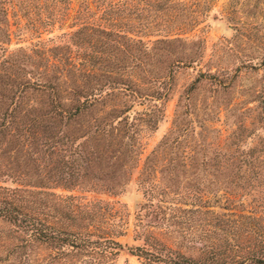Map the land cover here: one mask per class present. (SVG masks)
<instances>
[{
    "label": "trees",
    "instance_id": "trees-1",
    "mask_svg": "<svg viewBox=\"0 0 264 264\" xmlns=\"http://www.w3.org/2000/svg\"><path fill=\"white\" fill-rule=\"evenodd\" d=\"M141 1L148 10H189L184 2ZM11 4L29 12L27 0H0L5 21ZM88 27L82 23L80 30ZM5 35L0 33V219L18 240L16 259L19 264H114L123 247L118 238L126 234L124 209L85 200L74 191L115 195L123 190L138 167L144 126L156 128L163 115V105L154 101L165 100L167 93L156 84H167L176 67L196 57L187 52L173 57L169 49L182 44L180 38L163 37L151 45L128 38L123 49L116 42L100 45L106 55L94 63L87 45L96 44L83 37V62H75L73 56L48 54L62 46L35 44L30 51L21 46L14 53L7 45L11 32ZM120 51L122 60L116 62ZM121 68L139 69L138 77L155 87L133 91L131 78L114 74ZM191 89L183 99L191 98ZM134 104L144 108L136 110ZM191 110L178 105L172 128L139 170L146 202L135 228L142 243L131 252L139 264H264V143L230 151L242 140L237 131L223 144L222 139L199 140ZM192 168L203 177L180 186L178 176ZM204 178L208 182L201 188ZM176 188L183 201H174ZM221 192L225 203L217 211L208 195ZM248 196L250 204L244 201ZM164 236L180 238L198 255H187ZM40 252H47L46 258L33 263Z\"/></svg>",
    "mask_w": 264,
    "mask_h": 264
},
{
    "label": "rangeland",
    "instance_id": "rangeland-1",
    "mask_svg": "<svg viewBox=\"0 0 264 264\" xmlns=\"http://www.w3.org/2000/svg\"><path fill=\"white\" fill-rule=\"evenodd\" d=\"M13 1L18 3V0ZM175 1L178 2L177 6L186 3L189 10L176 7L168 12H162L159 8L148 10L144 8L141 0H27L29 12L11 4L8 6L6 21L2 13L0 14V33L6 38V30L11 32V41L7 45L14 53L21 46L27 48V51L35 47V44L36 47L41 45L48 49L62 46L48 54L55 57L63 55L64 59L73 56L75 62H83L80 55L83 57L86 48L79 44L86 37L91 39L89 43L96 44L95 48L87 45V51L92 52L89 57L96 63L99 55H106L101 52L100 45L116 42L123 49L128 38L143 40L151 45L156 39L166 37L180 38L183 41L169 49L174 53V58L184 55L185 52L196 57V62L176 67L172 78L166 79L167 84H156V87L165 89L167 93L165 100L154 101L163 105V115L156 128L144 126L138 167L123 190L115 195L102 191H74L75 194L84 196L85 200L108 201L124 209L126 234L118 238L123 247L119 250L114 264H139L137 257L131 252L133 247L142 243L135 238V228L140 207L146 202L138 183V173L147 156L157 148L172 128L179 104L184 107L188 105L192 109L190 118L196 131L200 133L199 140L210 142L222 139L223 144V139L237 131L241 133L242 140L237 141V144L233 142L228 147L230 151L239 146L247 149L264 143V0H161L162 3L173 5ZM82 23H89L84 31L80 30ZM122 53L120 51L118 56H114L116 62L122 60ZM114 71L117 75L125 73L124 77L128 81L131 78L134 86L136 85L131 87L133 91H137L138 87H155L144 78L138 77L139 69L135 72L123 71L122 68ZM209 73L214 75L212 79L209 78ZM192 86L194 89L190 91L191 98L183 99ZM134 105L136 110L144 108L143 105ZM241 125H245L247 129H240ZM243 136L246 138L245 142ZM194 171L195 168H192L186 175H179L176 182L180 186L186 185V182L199 183L203 172ZM208 175L205 177L212 179V182L216 181V177ZM207 178H204L201 188L207 184ZM195 190L197 189L190 188L189 191L195 193ZM179 191L178 188L174 191V201L177 198L178 201H183L180 199L183 196L177 194ZM189 191L187 195L190 194ZM182 194L184 190L181 191ZM208 197L212 199L214 208L222 211L225 203L223 193L218 196L209 193ZM251 199L248 196L244 201L250 204ZM146 221L150 219L147 218ZM151 229L158 232V228ZM163 238L189 256H197L199 253L196 248L183 245L178 237ZM16 244L18 240L10 226L0 219V264H19L14 251ZM46 256L47 252H40L33 256L32 262L38 263Z\"/></svg>",
    "mask_w": 264,
    "mask_h": 264
}]
</instances>
